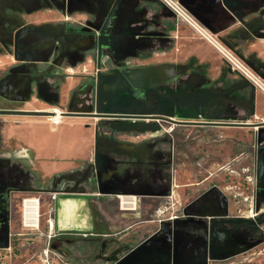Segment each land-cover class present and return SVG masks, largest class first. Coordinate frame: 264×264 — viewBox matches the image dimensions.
Wrapping results in <instances>:
<instances>
[{"label":"flooded vegetation","instance_id":"1","mask_svg":"<svg viewBox=\"0 0 264 264\" xmlns=\"http://www.w3.org/2000/svg\"><path fill=\"white\" fill-rule=\"evenodd\" d=\"M98 1L100 5L96 7L93 0H0L1 231L6 204L3 191L5 188L9 189L8 222L14 193L41 190L56 192L52 212L53 227L57 198L68 193L71 187H78L80 180H85L89 176L95 180L97 189L109 193L107 195H112L115 191L135 189L137 192L149 191L167 198L171 194L175 180L174 145L173 140L170 141L164 133L167 131L164 123L199 126L209 123L211 117H238L240 109L250 111V95L242 96L236 92L237 88L226 95L225 103L220 107L203 109L205 118L199 115L197 118H189L182 122L143 119L159 124L156 130H117L112 127L115 124L113 118L101 117L102 120L98 122L95 130V138L97 133L98 140L107 141L111 151L110 158L99 168L98 174L94 166H89L86 173L83 172L81 178L72 186L65 174L43 175L40 163L32 150L21 143L15 132L5 130L8 123L2 117L39 115L29 113L37 111L54 112L57 109L56 105L61 118L66 114H89L87 109L93 104L96 90L94 79L97 61L100 62L98 71L101 72L118 68L133 76L136 75V70L145 68L143 92L140 88H134L133 91L135 95H139L140 101H144L163 87L181 93L202 88L229 87L212 84L201 66L194 63L193 59L183 62L162 60L132 65L131 59L146 61L155 51L166 52L169 49L172 40L159 26L158 19L160 16L172 15L175 18L176 16L159 0ZM153 4L158 5L159 8L153 10ZM95 25H98L97 29H94ZM84 63L91 64L92 70L87 74L75 76L76 84L69 86L68 81L72 77L69 75L70 70ZM159 64L173 65V75L168 76L167 72L157 74V71L151 68L146 69ZM161 77L165 79L160 85H148L152 78L161 79ZM241 79L242 77L239 78ZM248 87L253 86L248 85ZM65 93L67 100L63 108L61 101ZM37 103L45 107L43 109L31 107ZM71 107L81 110L73 112ZM39 116L48 117V115ZM17 124L19 122L15 121L14 125ZM263 127L264 125H259L258 130ZM160 131L162 132L158 133ZM121 132L129 133L132 140H119L118 134ZM258 133L264 135V130ZM257 135L254 153L264 144V142H256ZM160 143L161 148H157ZM241 154L245 152L242 151ZM250 166L253 170L255 186V161ZM120 167H123L121 173ZM41 175L48 176L45 182V178ZM188 185L197 184L191 182ZM205 192H207L206 196L211 194L212 201L209 199L207 204L204 203L200 207L199 203L203 198L199 201L197 198ZM227 203L228 200L224 199L220 192L208 187L168 214L154 219L156 223L148 234L127 247L123 253H121L119 229L110 228V224L115 229L118 227L117 219L114 220L112 216L109 220L107 214L110 216V212L107 210V214L104 215L99 206V208L95 206L89 208L91 215V223L87 226L89 231L56 233L53 228L54 233L51 237H55L53 245L60 246L58 252L71 261L80 256L115 261L137 248L138 261L142 264H172V240L176 237L180 240L177 245L176 264H209L211 260L235 255L256 245L259 243L258 234L264 233V228L260 226L262 223L236 220L238 217L253 218L257 214L230 215ZM260 203L261 201L259 205ZM255 211L254 208V213ZM146 240L148 242L141 245ZM75 243H79L80 246L73 247ZM85 245H91L88 253L83 252ZM79 247L82 252L78 253ZM212 255L215 258H211Z\"/></svg>","mask_w":264,"mask_h":264},{"label":"crops","instance_id":"2","mask_svg":"<svg viewBox=\"0 0 264 264\" xmlns=\"http://www.w3.org/2000/svg\"><path fill=\"white\" fill-rule=\"evenodd\" d=\"M178 1L183 7H189L194 11L199 16L200 21L197 20L209 32L218 39L226 41L239 57L260 75L264 83V36H256L251 33L241 20L236 18L239 15L243 16L245 21L258 16L264 19V0H238L239 3L231 10L227 9L221 0ZM152 8L157 10L159 7L153 4ZM158 21L159 26L172 40L168 51L175 49L181 54L176 59H170L169 61L183 62L193 59L201 66L212 84L216 83V85L223 87H228L239 80L238 78L228 79L227 75L229 73L225 72L218 55L211 48L212 45L206 40L202 42V39L184 21L172 15L168 17L160 16ZM260 31H264V29ZM84 68H88L87 63L84 64ZM68 82L69 86L72 87L76 84L77 79L71 77ZM236 92L246 97L253 93V109H250V111L240 109V116L235 119L236 121H246L247 124L219 125L214 123L211 124V127L215 128L214 130L219 134L238 133L240 140L232 143L235 144V147L238 144L241 152H245V154L239 155L240 161L250 165L254 164L255 161L254 144L256 132L259 129L258 126L264 125V90L247 86L238 88ZM66 100L67 94L65 93L62 95L61 107L64 108ZM31 107L43 109L45 106L37 103ZM2 118L8 123L5 130L15 132L21 143L32 150L40 163L43 175L65 174L72 186L77 179L81 178L83 172L86 173L89 166H94L95 130L98 122L102 120L101 117L89 114H66L62 116L61 123L55 126L50 123L47 117L39 115H12ZM15 121H18L19 124L14 125ZM118 139L121 141L132 140L130 134L126 132L119 133ZM218 142V145H225L227 148L232 145L231 142ZM161 146L160 143L157 148H161ZM214 147H216L215 144ZM121 157L123 156L121 155ZM119 172H123V167H120ZM80 181L78 187H71L69 192L62 197L76 196L86 199L89 208L90 206L96 208L99 206L104 215L107 214V210L111 212L113 208H116L118 215L113 217L114 220L117 219L118 223L120 220L131 221L119 229L120 237L128 235L131 239L141 240L156 223L154 219L160 218L157 213L158 207L162 205L165 198L160 194H152L149 191L141 193L134 189L115 191L112 195H107L109 193L106 194L97 189L95 180L92 177L89 176V178ZM202 183H204V180L196 182L197 186ZM175 186L177 185L174 182L168 198L173 196ZM122 197L129 204H133L123 208ZM200 202L199 206L202 207L209 200ZM261 202L264 203V200H261ZM227 205L229 208L228 203ZM262 211H264V207L255 213L258 215ZM89 219L91 223L90 211ZM140 223H146V225H143L141 229L134 227L139 226ZM138 234L139 238L136 237Z\"/></svg>","mask_w":264,"mask_h":264},{"label":"rangeland","instance_id":"3","mask_svg":"<svg viewBox=\"0 0 264 264\" xmlns=\"http://www.w3.org/2000/svg\"><path fill=\"white\" fill-rule=\"evenodd\" d=\"M197 36L202 39L201 41L203 42L204 39L198 34ZM226 45L237 54L233 48L228 44ZM211 48L218 55L225 72L227 71V74L229 73V75H231H227L228 79H239V74L231 69L230 64L226 61L223 55H221L213 46H211ZM179 56H181V54L175 49H170V51L167 50L166 52L155 51L146 61L131 59L130 63L132 65H138L145 62L153 63L162 60L176 59ZM84 64H79L76 68L70 70L69 75L75 77L79 74H87L90 72L92 70L91 64L87 63L88 68L86 69L84 68ZM57 106L58 105H56L55 108L58 109ZM198 119L200 120L201 118ZM228 121L232 120L221 119L218 124L235 125L229 124L230 122ZM211 124L214 123H205L207 126H183L164 123L165 129H167L164 133L169 137L170 141L171 139L173 140L174 182L177 186L173 189V196L171 198H164L162 205L158 207V217L168 214V212L179 207L180 204L189 201L197 194L202 193L204 189L208 187L212 188L214 185L223 195L226 196L229 204L228 213L230 215H250L254 212L249 210V205L254 199L250 190L246 188V172L242 171V167L247 164L240 161L241 158L239 159L241 150L238 147V144H236L235 147V144L232 143L233 141H239L240 135L233 132H228L226 135L222 133L219 134V132L214 130L215 128L211 127ZM161 132L162 131L158 133ZM158 133L156 132V134ZM218 141H221L222 143L231 142L232 145L227 148L225 145H218ZM214 144L216 147H214ZM43 178H45V182L48 176ZM199 180H204V183L199 186L188 185V183H196ZM53 192V190H41L17 192L13 194L10 205L9 244L6 247L0 248V264H115V261H105L103 259L97 260L84 256H80L71 261L58 252V247L60 246H54L53 240L55 237H51L54 233L52 214L54 206L52 200ZM206 193L207 192L201 194L197 200H200L201 198L206 201L209 199L211 200V194L210 196H206ZM26 198H36L39 203L40 216L38 227L32 224L24 225L22 204ZM263 204L264 203L262 202L260 203L259 209L256 210L257 212L264 207ZM162 210L163 212H161ZM107 215V218L111 220L112 216L114 217L118 215V210L114 208L111 210L110 216L109 214ZM130 222L131 221L129 220H120L116 229L115 227L113 228L112 224H110V228L118 230ZM138 225L139 226L136 225L134 227H139V229H141L146 223H140ZM260 226L264 228L263 223ZM136 237L139 238V234ZM141 237L142 236L140 235V238ZM130 239L131 238L128 235H122L120 238V245H122L121 253L137 241ZM258 239L259 243L252 245L243 252H238L231 256L216 258L215 260H211L209 264H264V233L258 234ZM51 245H53L52 248ZM74 246H80V244L75 243L73 247ZM90 248L91 245H85L83 252L86 251L88 253ZM79 252H82L80 247L78 253Z\"/></svg>","mask_w":264,"mask_h":264},{"label":"water","instance_id":"4","mask_svg":"<svg viewBox=\"0 0 264 264\" xmlns=\"http://www.w3.org/2000/svg\"><path fill=\"white\" fill-rule=\"evenodd\" d=\"M96 7H98L99 1L93 0ZM223 5L231 10L235 7L238 0H221ZM185 8L194 15L196 19L199 16L194 13L189 7ZM236 16V15H235ZM236 18L241 20L243 25L256 36H264V19L260 16L253 17L247 21L243 20V16L237 15ZM94 29L98 28V25L93 26ZM225 43L223 39H220ZM100 62H96L97 72L95 75V95L93 97V104L89 105L87 112L89 114L99 117L113 118L115 122L112 127L117 130H156L159 128V124L143 121V119H162L171 122H182L189 120V118H197L201 116L205 118L203 109L207 107H220L225 103V97L228 93L233 90L250 86L251 84L246 79L235 82L231 86L225 89L221 88H210V89H199L192 92L181 93L174 89L163 87L162 90H158L152 96L139 100V95L133 93L134 88H140L143 92L145 75L144 70L139 68L136 70V75L128 74L125 70L120 71L118 68L109 69L107 72L98 71ZM151 68L157 71V74L167 72L168 76L173 75V65L171 64H159L149 66L146 69ZM139 70L142 72L140 73ZM165 77L161 79L152 78L148 85L156 86L160 85ZM92 97H89V99ZM249 107L253 109V93L250 94ZM73 112H80L74 107H71ZM32 114L39 115H51L52 112H29ZM221 119H228L232 121L229 124L243 125L247 124L246 121H236V117H211L209 123H219ZM203 122H208L202 120ZM264 130L260 128L259 132ZM256 132V142L264 141V135H260ZM98 134L96 133L95 140V151H94V167L95 170L99 171V168L105 164L107 159L110 158L109 152L111 147L107 145V141L98 140ZM101 138V137H100ZM102 139V138H101ZM264 144L260 145L255 153V210L259 209V202L264 200ZM211 189L219 191L214 185ZM5 193V211L3 215L4 224L0 227V248L6 247L9 244V222H8V197L9 189L3 190ZM220 192V191H219ZM220 194L227 199L221 192ZM256 212V211H255ZM237 221H245L249 223H264V211L260 212L253 218L238 217ZM1 221V220H0ZM88 225H90L89 219V207L86 199L76 196H59L56 200V219L54 222V229L56 233L64 231H76V232H87L89 231ZM174 234L176 229L173 230ZM148 241H143L141 245H144ZM176 237H173L171 256L172 264H176L175 257L178 252V243ZM53 245H51L52 248ZM137 248L132 249L125 255L115 260V264H142L138 261ZM211 258H215L214 255Z\"/></svg>","mask_w":264,"mask_h":264},{"label":"built area","instance_id":"5","mask_svg":"<svg viewBox=\"0 0 264 264\" xmlns=\"http://www.w3.org/2000/svg\"><path fill=\"white\" fill-rule=\"evenodd\" d=\"M162 4H164L175 16L176 18L184 21L188 24L200 37L206 40L209 44H211L218 52L223 55L226 61L230 64L232 70L236 71L240 77L249 81V83L255 87L264 90V83L260 75L254 72L244 60L239 58V56L227 45L215 37L211 32H209L189 11L183 7L178 0H159ZM57 110V109H56ZM59 111V110H58ZM50 120L52 125H57L61 122V113L59 111L58 114L52 112L51 115L47 117ZM242 171L246 172L245 180H246V188L250 190L253 195V202L251 201L249 205V210L253 211L254 203H255V186H254V174L252 167L250 165H246L242 167ZM56 198V192L52 194V200L54 201ZM252 199V197H251ZM256 213L250 214V216H254Z\"/></svg>","mask_w":264,"mask_h":264},{"label":"bare ground","instance_id":"6","mask_svg":"<svg viewBox=\"0 0 264 264\" xmlns=\"http://www.w3.org/2000/svg\"><path fill=\"white\" fill-rule=\"evenodd\" d=\"M54 112L56 114L59 113L58 110H54ZM125 200L126 199L124 197H122V207L123 208H127L128 205L133 204V203L129 204ZM133 202H134V200H133ZM22 213H23L24 225L32 224V225H35L36 227H38L40 214H39V203H38L36 198L24 199L23 204H22Z\"/></svg>","mask_w":264,"mask_h":264}]
</instances>
